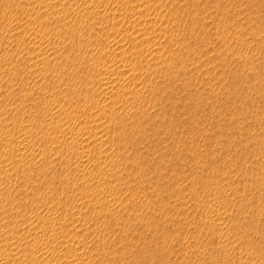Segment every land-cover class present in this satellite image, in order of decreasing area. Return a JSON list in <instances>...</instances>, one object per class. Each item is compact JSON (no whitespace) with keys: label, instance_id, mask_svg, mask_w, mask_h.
<instances>
[{"label":"rangeland","instance_id":"1","mask_svg":"<svg viewBox=\"0 0 264 264\" xmlns=\"http://www.w3.org/2000/svg\"><path fill=\"white\" fill-rule=\"evenodd\" d=\"M48 261L264 264V0H0V264Z\"/></svg>","mask_w":264,"mask_h":264},{"label":"bare ground","instance_id":"2","mask_svg":"<svg viewBox=\"0 0 264 264\" xmlns=\"http://www.w3.org/2000/svg\"><path fill=\"white\" fill-rule=\"evenodd\" d=\"M105 70H106V69H105ZM118 82H119V81H118ZM107 87H108V86H107ZM106 90H107V89H106ZM106 93H107V92H106ZM98 119H99V118H98ZM22 144H23V143H22ZM25 146H26V145H25ZM22 150H23V149H22ZM24 150H25V149H24ZM23 153H24V152H23ZM44 252H45V251H44ZM13 253H14V252H13ZM14 254H15V253H14ZM10 255H13V254H10ZM17 255H18V254H17ZM17 255H15V256H17ZM5 256H6V255H5ZM13 256H14V255H13ZM13 256H11L12 260H13ZM9 257H10V256H9ZM9 257H8V259H9ZM5 258H6V257H5ZM33 258H34V257H33ZM42 258H43V259H42ZM2 259H3V257H2ZM34 259H36L38 262H39V261L41 262L42 260H44V259H46V258H45V255H44V254H43V255L40 254V255L36 256ZM6 260H7V259H6ZM6 260H5V261H6ZM47 260H48V259H46V261H47ZM74 260L77 262V260H76L75 258H73V260L71 259V261H74ZM80 260H81V259H80ZM5 261H3V262H5ZM32 261H33V260H32ZM44 261H45V260H44ZM69 261H70V260H69ZM69 261H68V262H69ZM1 262H2V261H1ZM3 262H2V263H3ZM10 262H11V261H10ZM48 262H49V261H48ZM78 262H79V260H78ZM78 262H77V263H78ZM88 262H89V261H88ZM7 263H9L8 260H7ZM41 263H43V262H41ZM44 263H45V262H44ZM71 263H73V262H70V264H71ZM39 264H40V263H39ZM45 264H46V263H45ZM47 264H50V262L47 263ZM74 264H76V263L74 262Z\"/></svg>","mask_w":264,"mask_h":264}]
</instances>
